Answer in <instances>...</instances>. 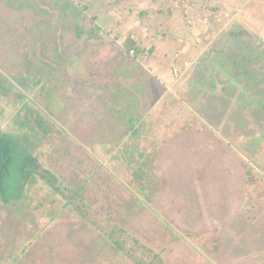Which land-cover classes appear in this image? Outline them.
Here are the masks:
<instances>
[{
	"label": "rangeland",
	"instance_id": "rangeland-1",
	"mask_svg": "<svg viewBox=\"0 0 264 264\" xmlns=\"http://www.w3.org/2000/svg\"><path fill=\"white\" fill-rule=\"evenodd\" d=\"M179 1L187 25L195 22L192 7L202 11L209 33L227 28V49L252 59L250 74L239 68L233 98L206 100L204 122L192 110L186 123L183 115L163 116L170 121L156 146H128L122 131L101 141L103 132L74 120L72 63L64 78L66 107L30 64L32 44L50 40L44 33L58 26L65 30L67 61H107L81 68L82 78L114 73L110 43H124L126 33H87L97 27L94 14L108 6L119 19H142L158 34L164 30L156 20H169L176 10L170 4L0 0V131L53 171L102 230L123 226L165 264H264V0ZM49 191L39 183L25 186L11 209L0 192V264H133L72 204L65 206L67 199Z\"/></svg>",
	"mask_w": 264,
	"mask_h": 264
},
{
	"label": "crops",
	"instance_id": "crops-1",
	"mask_svg": "<svg viewBox=\"0 0 264 264\" xmlns=\"http://www.w3.org/2000/svg\"><path fill=\"white\" fill-rule=\"evenodd\" d=\"M161 3L170 4L176 10L172 11L169 20L163 17L156 20V24L164 30L158 34L153 30L154 26L142 19L134 17L130 23L124 18L119 19L108 6L94 14L97 27H90L87 33L91 34L96 29L121 35L126 33L124 43L120 40L110 43L115 49L110 60L115 63L110 62L114 73L107 69L101 76L82 78L81 68L100 63L104 65L107 61L80 57L67 61L65 30L58 26L52 30L47 28L44 33L43 39L52 37L50 40L40 46L38 43L31 46L34 53H30V64L37 72L45 74L43 85L58 93L63 107L67 105L64 85L66 68L72 63L74 74L78 75L73 94L74 107L78 108L75 109L74 120L78 127L82 125L83 129L103 132V135L98 134L101 141H108L114 137V132L122 131L124 138L127 132L128 146H133L134 141L139 145L156 146L163 138L162 132L167 133L164 123L170 121L163 116L183 115L181 123H186L192 110L198 115L197 122L202 123L209 113L206 100L233 98L234 91L241 84L238 78L242 71L239 68L245 66L244 73H251L252 59L245 61L240 57L239 50L236 53L232 48L227 49L224 36L227 28L218 27L209 33L203 23L205 17L202 11L193 7L189 15L193 14L191 17L195 18V22L191 19L194 24L187 25L182 19L179 0H161ZM61 7L64 8V5ZM145 7H148L147 4ZM63 14L57 17L63 18ZM146 19L152 22L148 17ZM80 29L78 35L81 38L84 30L82 26ZM75 46L74 42L76 51ZM38 47L41 54L36 53ZM131 49L133 53H129ZM85 73L88 75L94 71ZM61 113L65 115L64 111ZM216 116H219L218 112Z\"/></svg>",
	"mask_w": 264,
	"mask_h": 264
},
{
	"label": "trees",
	"instance_id": "trees-1",
	"mask_svg": "<svg viewBox=\"0 0 264 264\" xmlns=\"http://www.w3.org/2000/svg\"><path fill=\"white\" fill-rule=\"evenodd\" d=\"M36 183L47 186L51 195L56 194L67 199L65 206L72 204L79 214L87 217L133 264H165L159 251L143 243L123 226L111 227L109 231L102 230L96 220L90 219L84 205L72 202V196L64 192L68 187L62 185V180L53 171L42 164L34 154L20 152L11 135L0 131V192L5 202L8 206H13L23 195L21 192L25 186ZM17 212L16 210L15 215Z\"/></svg>",
	"mask_w": 264,
	"mask_h": 264
},
{
	"label": "built area",
	"instance_id": "built-area-1",
	"mask_svg": "<svg viewBox=\"0 0 264 264\" xmlns=\"http://www.w3.org/2000/svg\"><path fill=\"white\" fill-rule=\"evenodd\" d=\"M133 51H134V50H133V49H131V50H129V53H133Z\"/></svg>",
	"mask_w": 264,
	"mask_h": 264
}]
</instances>
